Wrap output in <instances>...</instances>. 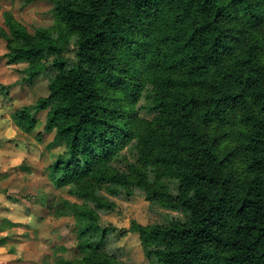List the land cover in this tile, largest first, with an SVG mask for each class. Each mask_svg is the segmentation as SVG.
Here are the masks:
<instances>
[{"label":"trees","instance_id":"trees-1","mask_svg":"<svg viewBox=\"0 0 264 264\" xmlns=\"http://www.w3.org/2000/svg\"><path fill=\"white\" fill-rule=\"evenodd\" d=\"M29 32L4 11L0 39L21 83L46 76L35 113L64 152L50 165L96 239L53 264H125L103 247L101 196L142 192L176 212L131 222L155 264H264V0H47ZM123 151L124 154H123Z\"/></svg>","mask_w":264,"mask_h":264},{"label":"rangeland","instance_id":"rangeland-1","mask_svg":"<svg viewBox=\"0 0 264 264\" xmlns=\"http://www.w3.org/2000/svg\"><path fill=\"white\" fill-rule=\"evenodd\" d=\"M4 11H11L29 32L53 21L47 0H0V26ZM4 52L0 39V56ZM23 67L0 59V264H53L60 256H75L81 240L99 235L97 230L88 232L85 219L69 212L81 200L68 186L53 182L50 165L64 146L54 142L53 131L43 130L45 112L34 114L36 125L29 132L15 125L16 110L48 95L44 75L21 83L17 71ZM101 196L114 205L112 211H97V227L105 230L104 249L125 264H155L145 256L138 234L129 230L131 222L160 224L177 213L150 204L139 190L131 196L102 191Z\"/></svg>","mask_w":264,"mask_h":264}]
</instances>
